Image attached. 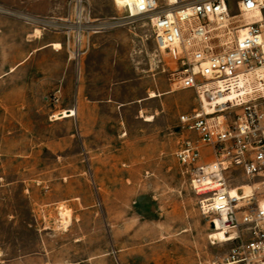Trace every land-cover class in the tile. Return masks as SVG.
<instances>
[{"label":"rangeland","instance_id":"374dc122","mask_svg":"<svg viewBox=\"0 0 264 264\" xmlns=\"http://www.w3.org/2000/svg\"><path fill=\"white\" fill-rule=\"evenodd\" d=\"M53 1L55 10L37 15L0 0L11 13H0V264H223L234 244L212 234L177 157L184 140L197 138L180 124L181 115L200 107L196 91L171 86L143 24L96 35L111 39L93 55L91 40L79 78L64 36L32 22L70 14L71 0ZM89 2L94 17L126 16L114 0ZM37 29L63 44L66 96L43 88L46 67L59 68V60L36 55L18 66L38 47ZM151 71L164 77L168 96L131 104L144 95L142 85L122 82ZM80 80H88L90 97L109 103L56 120L75 109ZM90 112L102 121L85 122Z\"/></svg>","mask_w":264,"mask_h":264},{"label":"built area","instance_id":"2783aa9c","mask_svg":"<svg viewBox=\"0 0 264 264\" xmlns=\"http://www.w3.org/2000/svg\"><path fill=\"white\" fill-rule=\"evenodd\" d=\"M69 7L65 18L32 22L64 36L79 78L94 36L149 26L158 68L172 87L197 93L200 107L180 116L197 138L184 140L177 157L210 230L232 239L223 264H264V0H127L126 16L111 19L94 17L89 0ZM201 96L225 102L209 113ZM242 184L252 186L249 195Z\"/></svg>","mask_w":264,"mask_h":264},{"label":"crops","instance_id":"0c3cea01","mask_svg":"<svg viewBox=\"0 0 264 264\" xmlns=\"http://www.w3.org/2000/svg\"><path fill=\"white\" fill-rule=\"evenodd\" d=\"M19 0H10L8 6L18 9V10H24L29 11L37 15H45L49 13L50 9L52 8V11L55 10L54 6L50 7L52 3H54L53 0H25V4L22 5L18 3ZM111 39L109 36H94L92 38V44L93 48L91 50V55L93 53H96V49H100L103 47L105 43H108ZM55 37H49L45 36V34H42L41 37L37 39L38 41V47L33 48L28 51L26 56L23 58V60L19 63V67L23 68L26 63L30 59H32L36 55H41L42 57H48L50 59H56L60 61V67L50 70L51 72L46 71L44 73L43 77V88H45V91H52L55 92L57 90L61 91L62 96H66L69 92V85H67L66 79H67V66L70 63L67 59L66 52H63V44L57 43ZM55 44H60L61 48L58 50H49L51 46H55ZM62 51V52H61ZM17 66V67H18ZM17 67H14L10 70V72H13ZM125 85H130L132 83H140L142 85V88L144 90V95L139 97L138 99H135L131 102V104H142L143 102L147 101H156L160 100L163 101V97L168 96V84L164 77L161 75V73L158 72H148L146 76H140V74H133L130 78L125 79L123 82ZM90 84H93V81L90 80ZM89 88V82L88 80H85L84 83L80 80L77 85V90L75 91V111H76V117H79V111L80 108H85V110H96L102 107V105L105 103H109V101H98L94 98L90 97V93L88 91ZM151 93H154L156 96L155 98L151 97ZM124 106V105H122ZM73 110L69 109L68 111ZM87 112V111H86ZM144 113H149L150 110L148 107H141V111ZM73 118V117H70ZM66 118V119H70ZM64 120V119H63ZM85 122L90 123H97L102 121V116H94L90 114H87V118L84 119Z\"/></svg>","mask_w":264,"mask_h":264},{"label":"bare ground","instance_id":"6f19581e","mask_svg":"<svg viewBox=\"0 0 264 264\" xmlns=\"http://www.w3.org/2000/svg\"><path fill=\"white\" fill-rule=\"evenodd\" d=\"M170 3H174V0H169ZM115 4L117 5L118 8L120 9H123V7L127 4V0H114ZM25 18V17H24ZM37 36H41L42 35V32L41 30L37 29L36 30V34ZM152 98L154 97L155 98V94L154 93H151L150 95ZM237 99V96H232L231 97V100H235ZM201 101L205 107V109L211 113L213 112V108L214 107H218L219 105H221L223 102H225V99H213V100H207L204 96H201ZM76 116V111L75 110H70V111H64L62 112L61 114L55 116L56 117V120H62V119H66V118H70V117H75ZM145 118V120L148 122H151L153 120V116H148V117H143ZM239 189L243 190L245 192V195H249L251 192H252V186L250 184H244L242 185ZM238 193V187H234L232 189V194L233 195H236ZM67 211V210H66ZM66 211H62V217L64 220H68V217L70 213L66 212ZM214 233H217L220 237V241L221 243H227L229 242L230 240H232L231 238H228L227 235H225V233L221 232V231H214L212 232V234ZM211 234V235H212ZM211 237V236H210ZM211 239V238H210ZM213 242V241H212ZM214 244V242H213Z\"/></svg>","mask_w":264,"mask_h":264},{"label":"water","instance_id":"95a60500","mask_svg":"<svg viewBox=\"0 0 264 264\" xmlns=\"http://www.w3.org/2000/svg\"><path fill=\"white\" fill-rule=\"evenodd\" d=\"M212 227H214V226H212Z\"/></svg>","mask_w":264,"mask_h":264}]
</instances>
